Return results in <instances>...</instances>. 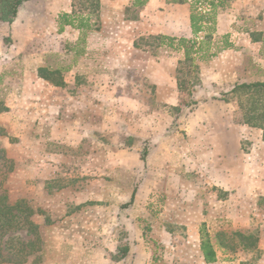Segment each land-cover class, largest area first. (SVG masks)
<instances>
[{
	"label": "rangeland",
	"instance_id": "374dc122",
	"mask_svg": "<svg viewBox=\"0 0 264 264\" xmlns=\"http://www.w3.org/2000/svg\"><path fill=\"white\" fill-rule=\"evenodd\" d=\"M113 1L105 3L113 23L102 31L98 13L90 14L92 27L99 36H114L112 25H121L124 48L135 39L138 59L173 60L176 94L156 92L134 70L113 77L86 74L88 66L80 68L78 59V86L55 88L37 78L33 55L44 54V68L59 69L54 78L64 82L71 52L60 42L33 44L31 29L16 39L0 30V194L34 212L40 260L31 257L25 264H206L202 238L216 252L210 264H264V196H254L264 183V159L256 153L264 148L262 132L243 123L236 99H214L223 92L202 85L196 60L179 61L184 49L177 41L160 45L139 35L148 32L132 27L142 9L136 0H117L119 7ZM92 2L73 0L74 12L89 14ZM219 2L216 16L226 7L243 13L242 28L252 40L263 39L264 52V0ZM195 7L209 10L207 2ZM163 13L153 10L145 24H163ZM92 35L98 36L94 29L80 37ZM206 51L212 52L210 45ZM168 96L174 105L164 103ZM133 193L131 206L122 208ZM239 234L256 238L255 246H245L251 241L242 243ZM16 236L32 239L26 228L9 234ZM123 248L128 253L120 259Z\"/></svg>",
	"mask_w": 264,
	"mask_h": 264
},
{
	"label": "crops",
	"instance_id": "0c3cea01",
	"mask_svg": "<svg viewBox=\"0 0 264 264\" xmlns=\"http://www.w3.org/2000/svg\"><path fill=\"white\" fill-rule=\"evenodd\" d=\"M200 1L207 2L209 10L205 12V15L212 16L213 24L209 23V25H205L204 32L196 36L192 34L191 30L190 5L168 4L167 0H148L146 5L139 10L140 21L135 22L136 24L132 23V27L140 26V29L144 28L143 30L148 32L147 34H144L141 31L142 34H139L140 36L148 35L182 38L190 42L195 41L197 45L208 37L209 45L212 48L210 54L216 53V55L209 59L206 58L205 60L208 59L207 62H203L202 64L199 60H201L200 57H202L204 53H197L192 57V60H196L195 64L199 65V70L202 73V78L200 79L204 86L215 84L220 88L219 91L224 93L229 91L234 84L237 83L264 82V52L259 50L263 39L252 40V34L249 35L248 30L242 28L245 22L244 14L240 13V15H236L235 11L229 9L230 7H226L228 8L227 13L220 15L218 12V15L216 16V8L220 7L218 5L220 0ZM99 3L100 12L97 13L102 22V31H105V27L110 25V23H113L108 21H114L113 18L109 19L110 15H113L114 13H110L105 6L106 0H99ZM112 4L115 7H119L120 2L114 0ZM211 4L216 5L215 10L212 9ZM125 6H127V4H124V6L122 5L121 8ZM161 9L164 10V13L160 15L159 18L160 22L163 24H151V26L145 24L146 15L153 10ZM74 11L73 0H31L22 4L18 8L13 23L7 24L0 22V30L2 35L10 37V39H16L21 36L22 33H26L31 29L33 37H35L32 38L31 34L32 43L38 46H52L55 43H62L65 53L71 52V55H73L72 66L70 65L64 69V72L68 77L67 80H64V85H68V83L71 82L78 86V83H75V78L81 75L76 67L78 59L80 68L84 67V65L88 66L84 67L85 70L82 71L86 74L91 72L92 75H95L98 78L113 77L116 74H121V72H126L127 69L134 70L137 71L138 76L146 83L156 86V92L167 93L169 96L176 94L178 86L175 74L176 66L173 65V60L169 58L153 59L151 57L138 59L136 57L138 49H135L134 46L135 39H132L128 48H124V43L126 41L117 34L119 33V26L121 25L116 26L118 30H114V26L112 25V30L114 31L112 32V35L114 36H99L97 28L92 27V17L89 14L83 16V18H85L89 15L88 29L78 30L71 26L61 25L60 17L62 15H70L71 17H75V19L79 17ZM215 16L216 22L214 21ZM238 24L241 26L238 27ZM209 28L214 29V31L212 30L210 31L211 33H209L212 38H209L208 36ZM93 29L98 36L92 35L88 38L80 37V34L85 30L91 31ZM51 33H54L55 35L46 37V34ZM58 34H61V37L57 38L56 36ZM229 34H231L230 37L228 36ZM224 41L232 47L230 49L220 50ZM79 48H81V50L77 51ZM251 49H257L256 56L250 53ZM38 52H40L39 49ZM178 56L180 58L179 61H182L185 57L184 51L179 52ZM249 56H253V60L257 63L256 65L251 64ZM33 57L36 59V64H38L36 67L37 78L40 81L47 82L38 77V69L44 68V65H46L44 62V54L35 55L34 53ZM156 60H159V63H157ZM48 71L60 74L59 69ZM51 86L54 87L52 84ZM96 86H99V84H96ZM169 96L165 99L164 103L167 105H174L173 102L170 101L172 99H169ZM259 132H261V130H259ZM259 137L261 138V136ZM256 153L258 154V158L264 159V148L256 151ZM227 182L228 179L226 178L225 187L227 186ZM258 189H262V192L257 191L254 193V196H264V183L261 182ZM249 197L252 196H248V198Z\"/></svg>",
	"mask_w": 264,
	"mask_h": 264
},
{
	"label": "trees",
	"instance_id": "16d2710c",
	"mask_svg": "<svg viewBox=\"0 0 264 264\" xmlns=\"http://www.w3.org/2000/svg\"><path fill=\"white\" fill-rule=\"evenodd\" d=\"M31 0H0V22L11 24L14 22L18 8ZM148 0H136L134 6L143 7ZM200 0H167L168 4H190V24L192 34L194 36L203 33L205 25L213 24L211 15H205L196 10L195 5ZM99 1L92 2L90 14H97L99 8ZM212 9L215 10L216 5L211 4ZM222 4L219 2L218 4ZM213 10V11H214ZM89 15L85 18L79 16L71 17L70 15H62L60 17L61 25L71 26L78 30L88 29L89 27ZM210 29V28H209ZM150 37V36H149ZM150 39L158 41L160 45H163L165 41L173 43L178 42V46L185 51L186 60L193 61L190 54L204 53L201 60L211 58L216 53H207L209 42L208 37L196 46V42H190L185 39L175 40L166 36H151ZM138 42H134V46L138 47ZM232 46L226 41L223 42L220 50L230 49ZM207 59V60H208ZM57 72H49L47 69L39 68L38 77L44 81L50 82L55 87H63V82L54 78L58 76ZM227 103L230 100L236 99L238 108L241 110L243 123L250 128L259 129L262 132V142H264V82H253V83H237L234 84L231 90L224 92L219 97L214 98ZM197 105L196 101L191 103ZM5 111V108L0 109V113ZM141 160L145 161L147 156L146 151L141 152ZM134 200V193L130 201L124 204L122 208H128L131 206ZM34 212L30 207L25 205L23 201H17L15 204H9L7 197L0 194V264H25L31 257H34L33 263L40 260L39 257L35 256L39 252V238H38V227L31 221V217ZM26 228V234L31 236L32 239L29 242H23L18 237H9V234L19 232L21 229ZM242 243L251 241L249 244H245L248 247H254L256 238L253 236L238 235ZM200 250L206 264L214 263L216 261V252L209 239L202 238ZM127 248H123L119 251V258L125 259L127 256Z\"/></svg>",
	"mask_w": 264,
	"mask_h": 264
}]
</instances>
